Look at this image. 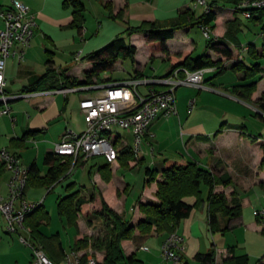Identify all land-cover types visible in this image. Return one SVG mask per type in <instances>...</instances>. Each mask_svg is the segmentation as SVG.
Instances as JSON below:
<instances>
[{
	"label": "crops",
	"instance_id": "1",
	"mask_svg": "<svg viewBox=\"0 0 264 264\" xmlns=\"http://www.w3.org/2000/svg\"><path fill=\"white\" fill-rule=\"evenodd\" d=\"M23 1L35 13L37 26L30 46L25 49L24 59L20 60L16 54L9 56L7 59L5 92L9 95L28 94V96L13 99L10 102V115H0V136L3 140L1 148L7 147L10 151L18 154L21 163L25 166L30 167L32 164H36L39 170L38 175L46 176L49 168L44 162L46 154L54 152L55 144L62 139L67 130L82 132L86 128L84 113L80 107V102L83 98L97 95L104 86L111 82L165 76L176 65L185 67L182 63L185 56H174L170 59L164 53L153 54L145 40L144 34L135 32L127 36V40L137 47L135 62H132V70L129 73L124 74V76L115 77L118 71L124 69V59L119 61L113 72H104L97 83L69 87L74 90L68 91L66 95L63 92L49 90V85L52 83L57 85L64 83L63 72L65 70L67 71V75L83 79L84 73L91 67V63L85 57L94 51V49L101 46L102 43H105L115 35L121 34L128 26H139L143 22L151 21L168 22L175 19L179 12L186 8L193 9L195 13L196 11L193 8V0H97L98 4H102V9L104 3L108 1L113 3L115 13L124 9L123 19H117L118 21L121 20L124 29L119 34L116 31L108 34L106 36L108 37L107 40L103 38L93 42L92 39L87 40L85 38L88 34L85 24L82 32L72 26V8L64 6V0ZM10 3L11 0L9 3L0 4V7H6ZM85 6L89 10L87 3ZM228 7H219L222 9L220 11L221 21L220 23L218 21V25L216 21L217 26L212 29L210 39L229 41V39L237 37L240 47L243 49V55L244 52L247 55V46L250 44L244 45L240 38L242 23L237 16L240 12L235 14V9ZM101 12V17L104 18L109 14L105 6ZM3 26L4 22L0 17V30ZM194 26L195 24L180 26L175 36L167 41V49L175 54L185 52L192 58L207 54L213 61L220 60L221 68L210 67V70L205 72L203 87L183 85L176 89L177 112L168 116L161 114L151 124L149 131L145 135L142 146L143 152L136 154L135 161L128 160L126 163L117 159L114 160V165V161H110L106 156L104 157L106 163H110L111 172L113 170L112 167L120 166L121 163L129 166L140 162L143 163L147 156H151L150 161L152 164L158 163L161 158L165 159L169 156L185 157L198 162L203 167H217L219 171L229 172L233 177V184L225 188H219L224 190L228 195L235 191L236 195L242 198L243 210L241 216L229 221L226 218L221 219L222 226L226 228V225H228V228L225 231L212 232L209 225L208 201L204 200L195 207L191 214L182 219L175 228L176 232L185 238L182 264L186 261L190 264H198L195 260V255L198 252H208L212 248H215L217 251L218 264H230L227 263L228 258L230 260L231 256L229 253L230 247L234 248L236 255L247 254L249 256L247 264L251 262L253 264H264V225L254 215L255 209L264 207V188L260 185L264 180L263 138H258V141L254 143L250 142L248 126L246 124L232 123L229 119L224 118V114L218 116L219 114L214 110L209 109L210 104L206 100H210L213 96L212 94L230 95V90L224 87L230 88L231 85L225 84L221 76H224L228 67L232 68L236 60L219 57L213 50L208 48V44L204 53L195 55L196 42L188 35ZM227 30H230L231 33L228 37L226 36ZM19 48L18 45L15 47L16 50ZM256 48L257 50L261 49V47ZM85 51H88L86 55ZM50 59L53 60L51 66L55 69L57 78H53L46 83L45 81L39 83L49 67L48 60ZM158 59H162L170 65L169 71L160 76L155 74L156 69L152 66ZM244 60L248 64L252 63L248 55ZM149 68H152L153 73L150 72ZM238 73L242 77V73ZM263 77L264 75L257 83L256 90L252 95V99L254 100L259 99L264 92ZM165 87L164 85H154V88L158 90ZM181 87H188V89L182 91ZM32 89L35 90L32 91ZM148 89L149 85L138 86V91L141 94H146ZM211 92L214 93L211 94ZM203 94L206 100L203 98ZM191 102L194 103L192 110H190ZM254 107L260 113H264L257 106ZM11 116L15 118L14 121L11 119ZM223 118V122L219 124V121ZM31 130L39 132L23 139ZM122 130L132 135L128 130L116 128L113 132V140H117L118 142L116 146L117 150L128 145ZM185 151H187L188 155L185 154ZM41 160L46 165L47 170L45 172H42L39 166ZM100 166L92 164L91 169L88 171L92 183L90 185L91 192L86 197L90 196L97 189L101 192L107 203L118 212L123 213L127 219L137 222L143 218V214L138 206L139 200L156 201L157 182H153L147 187L143 185L142 192L137 200L129 206V196L127 194L129 184L124 182L121 184L122 187L115 188L113 178L110 180L104 179L103 173H107V171L100 170ZM163 166L164 161L161 169ZM8 178L9 172L7 170L0 172L1 195H6L8 192ZM67 178H61L52 189L44 184H38V181L36 184L29 186L28 189L30 187L37 190L47 189L49 193L61 186H65L67 189V185H65ZM103 182L110 183V190H105L102 187ZM28 189H26V194ZM65 194H59L58 199ZM81 195L83 194L81 193ZM204 198L206 199V196ZM186 200L194 204L196 198L187 197ZM38 202L44 203L41 200ZM80 213L86 217L87 221L83 228L79 226L78 233H82L90 239L96 231L95 226L102 224V219L101 217L93 216L91 208ZM90 217L93 220V225H90L88 221ZM1 225L4 226V224ZM28 228L30 229V227ZM4 229H6L5 226ZM237 230H240L239 235H230L231 232H236ZM24 233L28 237L31 236V232L24 231ZM168 235L169 232H158L153 227L150 232L144 234L136 232L131 239L123 242V248L127 255L133 253L136 255L137 250H142L150 252L151 258L162 259L165 256L162 253L161 245ZM77 239L78 234L75 242ZM74 244L71 245V248H73ZM141 246H148L149 249L143 250L140 248ZM89 248L91 249V247Z\"/></svg>",
	"mask_w": 264,
	"mask_h": 264
},
{
	"label": "trees",
	"instance_id": "2",
	"mask_svg": "<svg viewBox=\"0 0 264 264\" xmlns=\"http://www.w3.org/2000/svg\"><path fill=\"white\" fill-rule=\"evenodd\" d=\"M220 1L233 5L235 14L242 12V9L238 7L242 0H209L210 8L200 17L196 16L193 9L186 8L180 11L175 19L168 22L160 23L151 21L143 22L139 26H128L121 34L110 40L104 46L90 52L85 57L91 63V67L84 73L83 79L71 77L66 74L67 71L65 70L63 72L64 83H61V85L52 83L48 89L55 90L64 88L65 86L72 87L95 84L104 72H113L119 61L131 59L134 63L137 47L127 40V36L135 32L144 34L145 40L153 54L164 53L170 59L174 56H185L182 63L189 70L193 71L207 67L220 69L221 61H213L207 54L192 58L185 52L175 54L167 49V41L175 36L176 31L182 25L195 24L199 27V25L207 24L211 29L216 27L218 21L219 23L221 21L220 11L222 9L218 6ZM64 6L72 8V26L82 32L85 24L86 10L83 0H64ZM104 6L107 8L109 16L112 19H123L124 9L115 13L113 3L110 1L105 2ZM250 19L263 23L264 12L255 9ZM226 33L227 37L231 35L230 30H227ZM262 34L264 35V25L262 27ZM239 43L237 37L231 38L229 41L223 39L215 40L212 38L208 42V48L213 50L219 57L236 60L232 69L235 72L242 73L241 80L244 83L235 85L234 93L245 100L253 101L258 108L264 111V92L259 99H252L258 83L257 77L262 78L264 75V38L260 50H257L254 44L247 46V49H249L247 55L252 60L251 64L245 63L243 49ZM48 64L49 67L39 83L44 81L46 83L53 78H57V73L51 66L53 60H48ZM179 67L176 65L173 70ZM1 106L2 104L0 103ZM36 132L39 131L31 130L23 139L34 135ZM114 144L117 146V140H114ZM118 152V159L126 163L128 160H136V152L132 146L126 145L118 150ZM44 162L49 166L47 175L39 176L37 165L32 164L29 167L26 189L36 184L37 181L39 182L38 184H44L52 189L61 178L65 179L70 175L72 168L79 164L83 165L85 160L83 156L78 157L75 161L73 155H59L53 152L46 154ZM3 170H7L6 166L0 162V172ZM100 170L107 171V173H103L105 180L111 179L110 163L101 165ZM65 172L67 174L64 175ZM153 182H157V200H139L138 206L143 214V218L137 222H133L132 219H127L123 213L111 207L97 189L88 197L81 195L80 190L69 192L60 197L58 202L59 214L62 218H66L70 224L78 225L77 218L79 213L89 208L92 209L93 216L95 215L102 219V224L95 226L96 231L90 239L84 234L78 233V239L71 249L80 250L81 248L91 247L97 258V264H120L125 260L130 264H142L143 262L134 253L127 255L123 248V242L131 239L136 232L144 234L150 232L155 227L158 232L167 231L170 234L176 231L177 224L182 219L188 217L192 210L204 200L208 201L209 225L212 232L225 231L228 228V225H226V228L222 226L221 219L226 218L229 221L230 219L241 216L243 210L242 198L238 197L235 191L228 195L224 190L219 188L232 185L233 177L229 172L219 171L217 167H203L198 162L185 157H167L164 159L162 169L159 170L153 167L146 168L144 187L150 186ZM74 184V182L68 184L67 189H71ZM260 185L264 188V180ZM203 186L208 189L206 199L203 196ZM187 197H195V203L188 202L186 200ZM48 219L49 213L42 202L27 215L26 225L31 229V238L43 246L48 257L59 263L64 258L66 250L64 249L59 234L48 235L42 232L41 226ZM88 221L90 225H93L91 217ZM229 253L231 256L230 260L228 258L227 263L247 264L249 262V256L247 254L236 255L233 247L229 248ZM87 255L85 253L82 257L84 262L86 261ZM216 255V249L212 248L205 253L198 252L195 255V260L198 264H218ZM183 264L190 263L186 261Z\"/></svg>",
	"mask_w": 264,
	"mask_h": 264
},
{
	"label": "built area",
	"instance_id": "3",
	"mask_svg": "<svg viewBox=\"0 0 264 264\" xmlns=\"http://www.w3.org/2000/svg\"><path fill=\"white\" fill-rule=\"evenodd\" d=\"M195 7L203 5L206 10L210 8L209 0H194ZM238 7L246 18H251L253 10L264 12V0H242ZM0 17L4 26L0 30V115L11 113L10 102L13 99L28 96L9 95L5 92V69L9 56L16 54L20 60L25 57V49L30 46L35 33L37 20L35 13L23 0H11L10 6L0 7ZM204 34L210 38L212 29L207 24L199 25ZM19 49H15L16 46ZM210 67L198 70H189L179 67L169 75L161 77H144L111 82L94 96L85 97L80 102L84 113L86 128L82 132L67 130L62 139L55 144L54 152L59 155H73L75 161L83 156L89 159L104 155L110 161L118 159L119 152L114 144L113 132L116 128L128 130L134 137V151L143 152V143L151 124L159 115H170L177 112L176 89L183 85L195 87L204 86V74ZM139 85H149L148 92L141 94ZM154 85H164L163 89H155ZM72 88L53 90L63 92L65 95ZM194 103L191 102L190 110ZM14 121L15 118L11 116ZM0 162L9 172L7 181L8 192L0 194V225L4 224L9 233L31 232L26 225V217L42 202L29 201L26 198V188L29 176V167L21 163L18 154L7 147L0 149ZM73 169V168H72ZM71 169V170H72ZM254 215L264 225V207L254 210ZM20 239L32 251L31 264H97V258L92 249L84 262V253L70 249L65 252L61 262L53 261L46 254L43 246L34 241L31 236ZM185 238L174 231L170 233L161 245L165 258L174 264H182V252L185 250ZM148 250V246H141Z\"/></svg>",
	"mask_w": 264,
	"mask_h": 264
},
{
	"label": "rangeland",
	"instance_id": "4",
	"mask_svg": "<svg viewBox=\"0 0 264 264\" xmlns=\"http://www.w3.org/2000/svg\"><path fill=\"white\" fill-rule=\"evenodd\" d=\"M9 1L10 0H0V4H6L9 3ZM83 2L89 5V10L86 7L85 14V25L88 30V34L85 36V38L87 40L92 39L93 42L96 40H101L103 38L104 40H107L108 37L106 36H108V34H111L115 31L119 34V32L123 31L124 25L121 24V20H112L109 17V14L108 16H106V18L101 17V11H103L104 6L102 9V4H98L97 0H92L91 2L90 0H83ZM192 3L193 8L196 11V16L200 17L206 11V7H204L203 5H198L195 7L194 0L192 1ZM218 5L222 8L228 6V8H233L231 4L224 1H220ZM237 16L242 23L240 27V38L243 41L244 45L254 44L256 47H261L264 38V35L262 34L264 20L262 23L253 19L246 18L242 12H240ZM191 30L192 31L188 35L196 42L195 55L204 53L210 38H208L204 34V32L196 25ZM115 37L116 35L113 38ZM113 38L109 39L105 43H102V45L98 48L104 46ZM247 51H249V49H247ZM87 52L88 51H85V55L87 54ZM246 56L247 55H245V57ZM245 63L248 64L247 62ZM152 66H154V68L156 69L155 74L159 76L165 74V72L169 71L170 68L169 63L163 61L162 59H158ZM131 70L132 60L125 59L124 69L118 71L115 74V77H119L120 75L124 76V74L129 73ZM149 70L151 73H153L152 68H149ZM239 74L240 73L235 72L232 68L228 67L227 71L224 73V76H221L223 77L222 79L225 84L231 85L230 88L224 87L230 90L229 96L219 93L212 94L214 92H211L213 96L210 100H206V98H204V94L203 98L210 104L209 109L214 110L217 114H219L218 116L224 114V118L229 119V121L232 123L246 124L248 126V137L250 139V142H257L258 138H263L262 141L264 142V113H260L254 107L256 106V104L253 103V101L245 100L244 98H241L234 93L235 85L244 83V81L241 80ZM257 78L258 82L262 79L259 77ZM187 89L188 87H181L182 91H186ZM205 95L207 94L205 93ZM224 118L219 121V124L223 122ZM122 133L127 140L128 145L134 146L132 135L127 134L124 130H122ZM2 141V137L0 136V148L2 146ZM185 154L188 155L187 151H185ZM150 157L151 156H147L145 162L143 163L140 162L131 166L121 163L120 166H117L115 168L112 167L113 170L111 172V178H113L114 187H122L121 184L124 182L129 184V189L127 191V194L129 196V206H131V204L137 200L138 196L142 192L146 168L156 167L158 169H161L164 159L161 158L158 163L152 164L150 161ZM84 160L86 161L87 159ZM104 163H106L104 155H98L95 157H91L88 161H86L84 166L79 164L74 167L70 175L66 179L67 182L65 185L75 182V184L69 190H67L65 186L57 187L55 191H52L51 193H49L47 189L37 190L31 187L28 189V192L26 194L27 198L30 201L35 200L34 202H38L40 200L44 201L45 209L49 213V219L41 226L42 232L49 235L59 234V237L63 242L64 249L67 251L71 249V245H73L75 242L79 226H82L83 228L84 225H86L85 223L87 219L83 214L80 213L77 218L78 225H75L70 224L66 218H62L58 211V196L59 194L63 195L65 193L74 192L77 190H80V194L82 193L84 196L89 195L91 192L90 185L92 183V179L90 178L88 171L91 169L92 164L102 165ZM39 166L41 167L42 172H45L47 170L46 165L43 163V160L39 162ZM65 174L67 173L65 172L64 175ZM105 182H103L102 187L105 190H110V183ZM202 189L203 196L207 197L208 189L205 186H203ZM239 231L240 230L231 232L230 235H239ZM20 235H23L26 238L28 237L24 232L9 233L6 231V229H4L3 225H0V264H30V261H32L31 250L20 240ZM79 251L81 253H87L90 255L89 247L81 248ZM149 253L150 252L137 250L136 257L143 262L142 264H174L172 261H169L162 256V259L156 257L151 258ZM120 264L130 263L125 260ZM250 264H253V262H251Z\"/></svg>",
	"mask_w": 264,
	"mask_h": 264
}]
</instances>
